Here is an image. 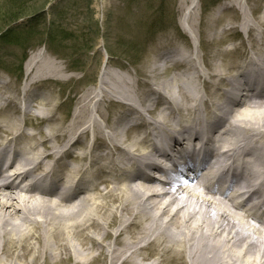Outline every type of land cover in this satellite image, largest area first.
<instances>
[{
  "label": "bare ground",
  "instance_id": "bare-ground-1",
  "mask_svg": "<svg viewBox=\"0 0 264 264\" xmlns=\"http://www.w3.org/2000/svg\"><path fill=\"white\" fill-rule=\"evenodd\" d=\"M191 2L189 9L199 3ZM244 19L240 47L222 51L224 57L212 66L202 59L209 73L200 71L189 52L177 61L173 54L180 50L168 51L161 59L185 66V73L173 84L162 79V91L149 88L138 102L132 83L111 76L105 65L98 99L92 100L91 92L78 102L69 125L57 118L54 101L44 99L40 118L49 129L13 135L16 121H0L1 175L8 172L2 169L7 155L13 157L7 177L0 178V264L71 257L75 264L87 257L93 264L106 254L114 264L124 252L135 257L146 250H156L148 264H264V219L255 210L264 204V93L252 94V84L264 81V12L256 26ZM183 22L192 23V30L196 25L188 14ZM226 33L215 32L213 42L222 44ZM232 54H242L241 65L232 64ZM41 60V54L29 58L28 78ZM46 67L55 68V62ZM155 70L156 78L168 72ZM22 95L31 117L40 96L27 89ZM0 100L8 99L0 94ZM106 100L118 108L111 116L93 110ZM160 101L165 106L155 118ZM91 111L95 116L79 128ZM158 142H169L172 152L190 143L202 149L211 144L223 167L241 169L239 178L226 192L207 183L221 180L213 169L193 186L176 178L158 181L152 173L162 169L157 157H170L160 153ZM46 179L58 184L56 191L37 185ZM243 188L249 196L239 203Z\"/></svg>",
  "mask_w": 264,
  "mask_h": 264
},
{
  "label": "rangeland",
  "instance_id": "rangeland-1",
  "mask_svg": "<svg viewBox=\"0 0 264 264\" xmlns=\"http://www.w3.org/2000/svg\"><path fill=\"white\" fill-rule=\"evenodd\" d=\"M198 1L196 8L189 9L191 0H73L69 2L72 8L64 16L65 22L54 24L57 18L53 7L64 3L63 0H52L48 5V0H0L3 11L0 14V32L3 37L7 35L6 39H0V89H5L3 83L8 85L6 93L0 92L8 99L0 100V121L15 120L17 126L13 127L12 133L33 134L47 130L50 126L47 120L40 118V104L50 100L56 104V115L60 122L69 125L78 102H82L91 92L95 93L90 96L92 100L98 99L97 80L105 65L106 72L111 76L117 75L132 83L135 100L139 102V97L149 88L162 91L159 86L162 79L173 84V79L177 82L178 76L185 73V66L171 67L159 55L180 50L179 54H173L175 60L179 61L184 53L189 52L197 59L196 66L200 71L205 70L206 66L202 64L204 57L212 66L215 60H222V51L240 47L243 42L240 39L243 36L239 35L243 31V18L249 25L256 26L264 12V0ZM65 3L67 5L68 1ZM230 4L236 9L230 10ZM21 9H29L30 14L6 27V19ZM185 14H188L190 22L192 18L196 21L193 30L192 23L188 27L183 22ZM217 19L223 21L213 22ZM223 29L227 32L225 41L222 44L214 43L212 38L215 32ZM11 30L12 34H9ZM198 32L203 37L201 43ZM36 54H41L42 60L28 78L27 62ZM231 58L235 67L244 60L242 54H232ZM51 61L55 62V68L46 67V62ZM155 66L161 67L162 73L166 67L168 72L156 78L155 73L158 72L153 71ZM205 71L209 73L208 69ZM32 79L36 81L34 86L31 85ZM110 80L114 83V80ZM25 89L40 96V100L34 103L36 110L29 114L31 117L26 114L28 105L22 95ZM203 91L202 88L201 95ZM98 102L99 106H92L93 110L98 108L106 116L118 110L115 104L107 100V105ZM163 106L164 102L160 101L153 113L155 118ZM91 112L79 128L86 127L89 119L95 116L96 113ZM92 140L93 135L89 141ZM69 141L66 139L59 147ZM34 143L29 142L28 145ZM155 255L156 250L142 251V255L135 257L133 252H124L114 260V264H148L151 263L148 256ZM142 257L146 261H142ZM76 258L80 260V257ZM88 259L80 260L77 264H89ZM7 264H75V257ZM93 264H112L110 254Z\"/></svg>",
  "mask_w": 264,
  "mask_h": 264
},
{
  "label": "trees",
  "instance_id": "trees-1",
  "mask_svg": "<svg viewBox=\"0 0 264 264\" xmlns=\"http://www.w3.org/2000/svg\"><path fill=\"white\" fill-rule=\"evenodd\" d=\"M50 1H52V0H48V2L46 3V5H48V3H50ZM64 1V3L63 2H60L59 3V5H57V6H55V7H53L54 8V14H55V18H57V20L55 21V22H53L54 24L55 23H58V22H60V21H64L65 22V20H66V18L64 17L65 16V14L72 8L71 7V1H73V0H63ZM65 1H68V3H67V5H66V3H65ZM70 2V3H69ZM62 4L64 5V6H62ZM45 5V6H46ZM66 5V6H65ZM74 5V4H73ZM72 5V6H73ZM44 6V7H45ZM1 8V7H0ZM74 9V8H73ZM23 10V11H22ZM3 11L0 9V14L2 13ZM27 14H30V10L29 9H21V11L20 12H17V14H11L10 15V17H8V19H6V27L7 26H11L12 24H14V23H16L20 18H22V17H25ZM62 27V26H61ZM8 33L9 34H12V30L11 31H8ZM6 37H7V35H5L4 37H3V34H1V32H0V39H6ZM16 40L18 41L19 40V37L17 36L16 37ZM7 42H9V41H7Z\"/></svg>",
  "mask_w": 264,
  "mask_h": 264
}]
</instances>
